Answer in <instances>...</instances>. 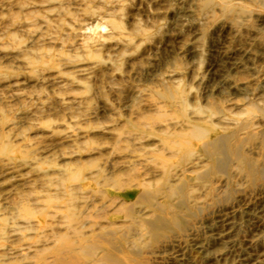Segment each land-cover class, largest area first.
Segmentation results:
<instances>
[{
	"label": "rangeland",
	"instance_id": "374dc122",
	"mask_svg": "<svg viewBox=\"0 0 264 264\" xmlns=\"http://www.w3.org/2000/svg\"><path fill=\"white\" fill-rule=\"evenodd\" d=\"M104 258L264 264V0H0V264Z\"/></svg>",
	"mask_w": 264,
	"mask_h": 264
},
{
	"label": "bare ground",
	"instance_id": "6f19581e",
	"mask_svg": "<svg viewBox=\"0 0 264 264\" xmlns=\"http://www.w3.org/2000/svg\"><path fill=\"white\" fill-rule=\"evenodd\" d=\"M236 66V65H235ZM170 142V141H169ZM175 142H170V146L171 147H176L177 145H174ZM213 150L215 151L213 154L214 155H219L221 154L220 148L219 147H214ZM76 178V176L73 177V179ZM66 245V244H65ZM64 245V247L60 248L59 250V254H67L69 256V258L72 259H76L78 257H80L81 254H84L86 252V250L88 249V246H86L85 248H82L80 251H74L72 250L70 247L73 246V243H68L66 246ZM109 261L108 258H104L103 264H107Z\"/></svg>",
	"mask_w": 264,
	"mask_h": 264
}]
</instances>
